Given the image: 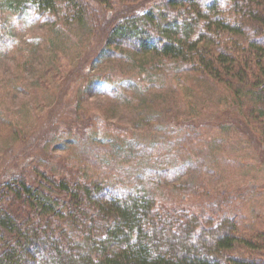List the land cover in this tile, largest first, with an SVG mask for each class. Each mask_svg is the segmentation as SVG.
<instances>
[{"label": "rangeland", "instance_id": "obj_1", "mask_svg": "<svg viewBox=\"0 0 264 264\" xmlns=\"http://www.w3.org/2000/svg\"><path fill=\"white\" fill-rule=\"evenodd\" d=\"M138 1L99 9L89 40L62 26L63 14L0 12L13 35L0 43V197L15 171L49 165L53 174L61 166L119 193L147 192L168 207L182 202L192 214L217 217L224 208L248 238L264 233V142L231 99L194 87L192 74L151 55L127 62L112 46L118 57L99 60L108 28Z\"/></svg>", "mask_w": 264, "mask_h": 264}, {"label": "trees", "instance_id": "obj_2", "mask_svg": "<svg viewBox=\"0 0 264 264\" xmlns=\"http://www.w3.org/2000/svg\"><path fill=\"white\" fill-rule=\"evenodd\" d=\"M111 1L0 0V12L63 14L62 26L89 40L99 9ZM126 11L108 28L99 60L118 57L116 46L127 62L151 55L192 74L194 87L230 98L238 119L264 142V0H140ZM6 28L0 24V43L13 36ZM49 168L15 171L4 186L0 264H264V233L248 238L224 208L217 217L192 214L182 202L168 207L147 192L119 193L109 182ZM34 175L41 177L35 186Z\"/></svg>", "mask_w": 264, "mask_h": 264}]
</instances>
